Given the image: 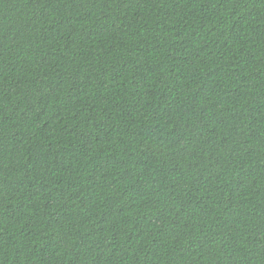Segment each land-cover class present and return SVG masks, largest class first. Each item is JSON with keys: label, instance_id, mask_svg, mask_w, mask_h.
<instances>
[{"label": "trees", "instance_id": "1", "mask_svg": "<svg viewBox=\"0 0 264 264\" xmlns=\"http://www.w3.org/2000/svg\"><path fill=\"white\" fill-rule=\"evenodd\" d=\"M0 264H264V0H0Z\"/></svg>", "mask_w": 264, "mask_h": 264}]
</instances>
